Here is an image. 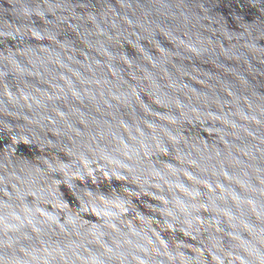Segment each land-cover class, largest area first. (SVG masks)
<instances>
[{"label": "water", "instance_id": "water-1", "mask_svg": "<svg viewBox=\"0 0 264 264\" xmlns=\"http://www.w3.org/2000/svg\"><path fill=\"white\" fill-rule=\"evenodd\" d=\"M0 264H264V0H0Z\"/></svg>", "mask_w": 264, "mask_h": 264}]
</instances>
